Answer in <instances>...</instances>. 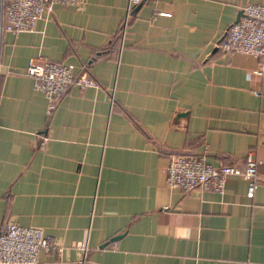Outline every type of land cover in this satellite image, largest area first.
<instances>
[{"label":"crops","instance_id":"0c3cea01","mask_svg":"<svg viewBox=\"0 0 264 264\" xmlns=\"http://www.w3.org/2000/svg\"><path fill=\"white\" fill-rule=\"evenodd\" d=\"M126 1L55 4L32 31L0 33V230L39 227L63 246L38 264H75L82 243L87 264H264V73L216 47L264 0H140L117 38ZM29 58L97 84H69L46 114ZM201 153L257 160L252 196L238 175L221 194L166 187L170 154Z\"/></svg>","mask_w":264,"mask_h":264},{"label":"built area","instance_id":"2783aa9c","mask_svg":"<svg viewBox=\"0 0 264 264\" xmlns=\"http://www.w3.org/2000/svg\"><path fill=\"white\" fill-rule=\"evenodd\" d=\"M84 0H0V33L12 34L30 32L43 13L55 4L78 6ZM140 0H127L124 15L119 25L122 37L128 21L133 17V8ZM158 15L166 13L157 12ZM224 54L240 53L256 60L251 74L264 73V6L246 4L240 9L237 21L226 29L224 36L216 43ZM24 74L31 79L32 87L46 98L45 111L49 114L56 106L69 84L95 86L97 83L85 73L72 74V65L29 58ZM258 161L251 155L245 157L242 170L231 165L213 166L206 162L204 153L198 155L170 154L164 168V184L177 188L183 194L193 191H213L221 194L228 175H238L245 183V196L251 197L257 186L255 170ZM63 246L48 239L39 227L22 226L6 221L0 230V264H38L40 252L60 253ZM80 251L75 264H87V246H77Z\"/></svg>","mask_w":264,"mask_h":264},{"label":"water","instance_id":"95a60500","mask_svg":"<svg viewBox=\"0 0 264 264\" xmlns=\"http://www.w3.org/2000/svg\"><path fill=\"white\" fill-rule=\"evenodd\" d=\"M239 14H240V12H239ZM238 16H239V15H238ZM238 16L236 17L235 21H237ZM235 21H234V22H235ZM219 40H220V39H219ZM114 239H116V236L112 237L110 240H114Z\"/></svg>","mask_w":264,"mask_h":264},{"label":"trees","instance_id":"16d2710c","mask_svg":"<svg viewBox=\"0 0 264 264\" xmlns=\"http://www.w3.org/2000/svg\"><path fill=\"white\" fill-rule=\"evenodd\" d=\"M116 34H119V29H118V32ZM117 38H119V35L117 36Z\"/></svg>","mask_w":264,"mask_h":264}]
</instances>
